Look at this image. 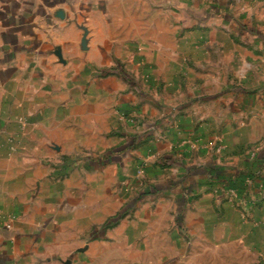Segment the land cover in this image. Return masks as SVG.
I'll use <instances>...</instances> for the list:
<instances>
[{
    "label": "rangeland",
    "instance_id": "1",
    "mask_svg": "<svg viewBox=\"0 0 264 264\" xmlns=\"http://www.w3.org/2000/svg\"><path fill=\"white\" fill-rule=\"evenodd\" d=\"M126 1L93 6L103 17L89 23L117 58L102 73L121 77L131 101L122 110L82 84L60 103L72 148L43 160L65 183L56 201L79 217L78 251L63 264H264V199L243 176L264 154V104L231 90L264 86L247 74L253 54L216 0ZM186 166L201 167L198 188Z\"/></svg>",
    "mask_w": 264,
    "mask_h": 264
},
{
    "label": "crops",
    "instance_id": "2",
    "mask_svg": "<svg viewBox=\"0 0 264 264\" xmlns=\"http://www.w3.org/2000/svg\"><path fill=\"white\" fill-rule=\"evenodd\" d=\"M103 1L0 0V264H63L78 251L77 210L69 214L62 210L56 196L65 183L52 179L43 160L57 159L63 147L72 148V140L63 139L60 103L72 96V91L81 90L82 84L87 90L83 94L117 101L122 110L131 101L121 77L102 73L112 69L117 59H112L106 41L100 45L95 39L97 33L89 23L93 15H102L93 6ZM133 1L141 4V0ZM216 2L219 16L229 15L231 25L238 28L235 35L244 38L241 42L246 53L253 54L245 63L253 86L264 85V0ZM123 11L130 10L125 7ZM232 88V93L244 94L248 103L264 104V86ZM136 91L141 93L138 88ZM221 95L206 94L200 100L216 101ZM72 100L78 111V97ZM29 134H33L31 144ZM250 164L248 173L243 174L247 192L260 197L264 154L251 158ZM185 168V180L198 188L201 167ZM204 172L220 181L219 173ZM63 236L70 242H64Z\"/></svg>",
    "mask_w": 264,
    "mask_h": 264
},
{
    "label": "built area",
    "instance_id": "3",
    "mask_svg": "<svg viewBox=\"0 0 264 264\" xmlns=\"http://www.w3.org/2000/svg\"><path fill=\"white\" fill-rule=\"evenodd\" d=\"M261 199H264V192H261Z\"/></svg>",
    "mask_w": 264,
    "mask_h": 264
},
{
    "label": "trees",
    "instance_id": "4",
    "mask_svg": "<svg viewBox=\"0 0 264 264\" xmlns=\"http://www.w3.org/2000/svg\"><path fill=\"white\" fill-rule=\"evenodd\" d=\"M112 73H115L114 71H112ZM118 73V72H117ZM154 192H150V194H153ZM145 196L148 197V194H145Z\"/></svg>",
    "mask_w": 264,
    "mask_h": 264
}]
</instances>
